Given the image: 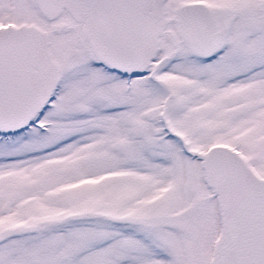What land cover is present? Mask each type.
I'll return each instance as SVG.
<instances>
[{"label":"snow or ice","instance_id":"obj_1","mask_svg":"<svg viewBox=\"0 0 264 264\" xmlns=\"http://www.w3.org/2000/svg\"><path fill=\"white\" fill-rule=\"evenodd\" d=\"M0 264H264V0H0Z\"/></svg>","mask_w":264,"mask_h":264}]
</instances>
